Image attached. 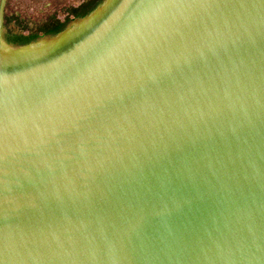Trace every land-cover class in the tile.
I'll list each match as a JSON object with an SVG mask.
<instances>
[{
  "label": "water",
  "instance_id": "water-1",
  "mask_svg": "<svg viewBox=\"0 0 264 264\" xmlns=\"http://www.w3.org/2000/svg\"><path fill=\"white\" fill-rule=\"evenodd\" d=\"M0 0V264H264V0Z\"/></svg>",
  "mask_w": 264,
  "mask_h": 264
},
{
  "label": "trees",
  "instance_id": "trees-1",
  "mask_svg": "<svg viewBox=\"0 0 264 264\" xmlns=\"http://www.w3.org/2000/svg\"><path fill=\"white\" fill-rule=\"evenodd\" d=\"M7 3H8V0H7ZM7 3H6L5 15H4L3 29H4V26H5L6 19H7Z\"/></svg>",
  "mask_w": 264,
  "mask_h": 264
}]
</instances>
